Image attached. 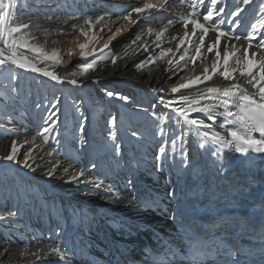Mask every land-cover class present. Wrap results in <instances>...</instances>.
<instances>
[{
  "label": "bare ground",
  "instance_id": "obj_1",
  "mask_svg": "<svg viewBox=\"0 0 264 264\" xmlns=\"http://www.w3.org/2000/svg\"><path fill=\"white\" fill-rule=\"evenodd\" d=\"M87 1L91 2L93 0H82L81 1L82 3L80 2L78 3L85 6V2L87 3ZM119 1L121 2L125 1L126 3L123 5L121 4L117 5V8H118L117 10H112L110 6L106 8H102L103 10H108L106 12H109V14L105 13L104 15L109 16V17L113 15V17L110 19L106 17L107 19L104 20L103 23L100 22V24H95L93 29L89 32L90 36L94 35L97 37V42L93 43L91 46L97 50L96 55L97 56L105 55L110 49L112 55L117 57V63L115 65L111 63V60L107 61L106 63L102 64L96 71H94V73H91L82 79L77 78L81 82L80 86H73L67 83V81L71 79L65 78L62 75V73H60V68L49 69V70L57 72L65 80V83L63 84L52 81V83H54L53 85H57L61 89L60 92H62L63 94L61 97V103L58 105L60 107V112L56 114L55 116L56 118L53 117V119L57 120V126L55 129V132L49 136V143L45 144L42 139H41L42 140L41 143H38L37 141L34 142L35 138L33 136L36 135L38 130L42 129V127L44 126L45 119L52 112L50 108L47 106V104H45L44 102H41L40 100L35 103L34 107L29 108L28 112L26 113V117L22 116L21 114L14 115V118H13L14 122H10L4 125V129L7 132L5 134L6 137L0 139V156L7 154V152L10 150L11 141L13 139L17 140L19 143V142H23L26 137L28 140V144L24 145V147L21 148V153H23L25 149H30L31 145L37 144L36 146L38 148L37 147L35 148L36 149L35 151L37 152L36 164H38L39 167L36 168L35 172H32L31 170L21 168L19 165L14 164L12 162L0 161V165H1L0 166V182L2 180V183L0 186V206H2V204L9 203L10 209L14 210L15 204H18L19 201L21 203L23 202L21 199H18L19 197L18 195L21 196V192H19V186L21 187L22 193L25 196L26 200L35 199L36 195L32 189L34 186V183H29L32 181L30 179L31 177H34L35 179L39 180L40 183H44V187L46 185H52L53 187L61 189V190L62 188L66 189V186L69 185L70 183L69 182L70 176H71L70 171L73 168H77V167L80 168V167L89 165L86 162L90 160V157H91L89 156L88 152H90L91 150L96 151L99 148V147L96 148V145H95L96 143L94 141V138H97L96 131L99 129V127L98 126L95 127V125L99 122V120L102 121V123H105V120L110 121L107 114H110L111 112L114 113L113 117L116 118V123L117 121H120V120L122 121L121 124L119 125L115 124V126H119L118 129L112 127L113 125L111 126L112 124L111 121L110 122L107 121L105 124L106 127L116 132V137L117 135L118 136L121 135V132L119 131H121L122 128H124V130L125 129L131 130L130 128H132L133 125L138 127L137 128L138 131H136L137 133L141 134L139 131H144L142 130V127H143L146 131L145 134H147L149 132L148 131L149 127L147 128V123L145 121V119L147 120V117L140 116L139 112L149 111L146 108V104L150 103V98L147 95H150V91H153V89L163 88L165 92V94L161 93L163 97L169 96L167 94L168 92H170V95L172 94V95L179 97L180 95H190V96L195 95L198 90H201L206 86L225 87L228 85L229 81H225L222 77L218 75L219 78L217 76H214L212 81L205 82L204 84L195 85L190 89H182L181 92L176 93V94H173L171 92V88L173 86H176L179 83H184L186 80H189L193 78L194 76L199 75L202 72L203 68L206 65L210 66L212 62L213 53H209L207 54L208 60L203 61V60L198 59L194 65H189V67L186 70H184L183 72H180L172 80L168 79L171 73L167 71V69L169 68V65L167 64V59L173 58V55H174L175 57L174 62H175V60H178L179 56L182 54L183 47L188 46L186 43L179 50H177V47H176L177 44L179 43V38L183 36V32H184L183 25L180 22L182 21L181 18L184 15H187L191 11L189 5L192 2V0H185L184 3H181V0H168V4L165 5V7L161 9L159 12L155 10L153 11V16L157 17L156 19L146 20L144 18H139L138 23H135V24H130L128 23V21L122 19V16L131 10V6L143 7L145 3L155 4L158 2V0H119ZM238 3H239V6L244 9V11L241 12L240 15L236 18V21L233 23V25H228V27H236L237 32L242 34V37H243V34H246L247 32L251 31V27H250L251 24L256 23V21L260 19L259 7L262 3H264V0H252V3L248 5H244L241 2V0H224L225 11L229 12L233 10ZM96 5L97 7H100L98 6L99 4H96ZM69 9L73 11L71 16L65 17L62 14L59 17L67 18L66 21H70V19L68 18H71L73 19V21H76V20H79L78 17H84V13L81 12L83 8L76 7L75 4H72V5H69ZM27 12L29 11L26 10L25 13L27 14ZM169 18L173 19L174 21L172 25H168ZM133 19H137L135 13H133ZM68 23L70 24V22ZM146 26H150L151 28H153L154 31H159L160 29L167 26L168 31L165 34V38L161 42L160 47H157L156 44L153 43L156 39L155 35L146 34ZM41 27L45 28L46 26L42 25ZM84 27H85V30H88L87 25H84ZM189 27L191 28V26ZM79 28L76 30L72 29L70 31L71 33L68 34V39L65 41L68 43H64L63 45H60L58 47L56 44H53L47 50L51 52L53 49H57L59 50L64 63L68 64L72 62L74 58L80 56L78 45L81 43H85V37L79 34ZM101 29H103V31H101ZM261 33L264 34V29L261 30ZM138 34L141 35L142 37L141 40L137 42V45H132L131 47H128L127 55H125L126 46H128ZM213 36H214V33L210 32L209 36L206 37L205 42L206 43L210 42ZM115 37L117 39L112 44V46H110L108 49H104V52H101L100 49L103 48L105 44L107 45L110 44ZM174 37L176 39H173ZM193 40H195V37H193ZM258 42H259V37H257V40L253 41L254 47L252 49H249L250 57H251L252 52H257V56L255 58L256 60L264 59V51H261L255 47V45ZM232 43H236L237 47H240L242 50L245 47V45L243 46L242 44L247 43V42L246 40L242 38L241 41L239 42L232 41ZM145 44L148 47L147 52L143 50V47L145 46ZM223 45H224V40L222 38L221 48L223 47ZM134 46L136 48H134ZM0 47H2V45H0ZM167 48H172L173 53L169 54L168 57L161 59L160 56H161L162 49H167ZM133 50L135 51L134 54L129 55ZM69 52H72L73 55L69 56ZM150 56L155 61L154 63L149 61L146 63L144 67L140 69H138L135 66L141 61H147L148 57ZM181 63H183V61H181ZM38 66L41 67L39 64ZM18 70H22V69H18ZM22 71L27 72L24 70ZM33 74H36V73H33ZM180 77H183V79H180ZM44 78L47 79L45 80L46 82H51L49 78L47 77H44ZM93 80H97L98 83H93L92 82ZM237 81L242 83L245 87L246 83L244 82V79L239 77L238 75H237ZM248 87H251V86L248 85ZM77 88L80 89V92H76ZM131 90H134V91L131 93ZM146 90H149V91H146ZM107 91H112L113 93L119 94L120 96H126L128 97V100L125 101V100L117 99L116 95H113L110 97L107 95ZM254 91L255 90L252 89V92ZM69 92L71 93V95L75 94V97L77 98L76 101L81 103L80 105H77V103L75 102L72 103L68 99ZM135 93L136 95L134 97L133 94ZM37 104H40L41 107H37L36 106ZM114 105H116L118 108L121 105L120 111H123V112L117 111V108L113 107ZM99 110H102L103 113L108 112L106 114V117L102 114L100 116L101 118L96 116L95 113ZM152 110H153V106H152ZM139 117H141L142 119H140ZM123 121H125V123H123ZM67 122L70 124L71 128L66 126ZM81 123H83V131L80 130ZM144 124L146 125L145 127H144ZM93 126H94V129H93ZM102 136L105 137L103 133L101 134L100 137ZM90 138L92 139L90 140ZM82 140L85 141V143L82 144L81 143ZM122 142H123L122 140H119L116 143L114 142L112 146L107 145V147L113 149V151L115 152H118L119 148L118 149L116 148V144H119V147L121 146L124 147L125 144L124 142L123 143ZM53 145L57 147L58 153L54 154L52 157H49L46 155V153L50 150V148ZM154 147H155L154 144L153 145L150 144L146 152L148 151L151 152V150L154 149ZM170 147L171 146L168 145V149H166L167 153L169 152V150H171ZM192 149H193V152H192L193 154H194V150L196 149L197 151L198 149L199 152H202L205 158H208V154H211L210 152L207 151V149H202L198 146L197 148L194 147ZM155 152L156 154L159 155V152L156 148H155ZM148 154L149 156L144 155L143 157L144 159H140L138 161L140 163L134 166V170L132 168L129 170H122L121 172H119L118 175L116 174V176L107 177L105 181H103V179L102 180L100 179L99 181H102L101 186L107 187L109 186V182L115 183L116 181V183H119V182H122L123 180H131V179L137 180V175H140V174L144 176L146 173L144 174L141 173V167H143L146 164H151L150 157H152L153 155L150 153ZM221 155H224L223 159L225 161L232 160L233 158H236L239 156L238 153H235L230 150H225ZM257 155H259V157L264 161V153H257ZM40 157H43V159L41 160ZM178 158H181L180 155L176 156V159ZM56 161H58L61 166L56 170V174L54 176L48 177L46 175V172L48 171V169L52 168L53 166L52 162H56ZM173 162L174 163L170 165V167L174 166L175 168L173 169L174 174H171V175L172 177L176 179L175 171H176L177 163L175 161ZM2 164L5 166H3ZM36 164H34L33 166L36 167ZM80 165H84V166H80ZM43 166H45L44 169L42 168ZM13 167L17 168V170H21L20 171L21 176L19 177L17 176V178L18 180L20 179L23 181V185H21L19 181H16L15 183H10V184L7 181L6 182L3 181V178L6 177L7 171L10 170L9 168L12 169ZM64 167H69L70 171L68 174H65L63 172ZM185 171L187 172V170L182 168L179 176L182 177V174ZM220 173H221V170H219L216 173L217 175H212L211 180L213 181L216 177H218V174L221 175ZM16 174H17V171H16ZM144 178L146 179L148 177L144 176ZM107 182L108 184L105 185V183ZM174 182L175 184L173 186L176 187L174 190L177 191V194L182 195L183 194L182 185L184 182L177 183L178 179H176ZM188 184H190V180L187 182V187H186L187 193H189L188 197L186 198V202L194 198L192 190L188 188L189 186ZM89 186H93V184ZM70 187L73 188V185H70ZM85 187L86 186L80 187L79 189L80 190L82 189L83 191L84 189H86ZM166 191L168 192L169 190H166ZM170 193L171 192L169 191V194ZM103 199H106L104 202L103 208L112 206L110 205L112 195L104 194L103 198H101V196L98 197L95 195L94 196L92 195L89 198H81L80 200H77L75 204H73L71 209L72 211H78L77 208L80 206V204H84L87 202L90 204V206H92L93 203L95 204V206H97V204L100 205L103 202ZM172 199L174 202H171L170 205L173 206L172 211L175 212L177 208L180 206V204H176L175 195L174 196L172 195ZM90 209H91L90 207H87V208H84V211L89 212ZM3 211H7V210L6 209L1 210L0 208V212H2L5 216L9 215V211L7 212H3ZM31 227L32 226L23 227L19 232L15 233L13 237L15 236L14 238L16 237L18 238V236H24L26 233L28 235V232L29 230H31ZM55 228H56V225H54V229ZM69 229L71 230L72 227H70ZM73 239L78 240L79 238L75 237ZM4 240L6 241V243L0 244V261L4 260L5 258L7 259L8 256L10 258L13 257L12 254H10V249H9L12 244L9 245V241L7 238ZM26 247H28V250H22V246H21L20 247L21 250L19 251L21 255L26 256V258L23 261L25 264H27L26 262L30 261V259L32 258L31 257L32 253L35 254V256H37L36 253H38V244L35 246V248L32 245H26ZM37 257H39V255ZM37 257H34V258H37ZM46 258L48 257L46 256L44 258L42 257V259L43 260L45 259L46 262H48V264L49 263L53 264L49 259H46ZM22 260L23 259H21V261ZM64 262L69 263L70 259L69 260L66 259Z\"/></svg>",
  "mask_w": 264,
  "mask_h": 264
},
{
  "label": "snow or ice",
  "instance_id": "obj_2",
  "mask_svg": "<svg viewBox=\"0 0 264 264\" xmlns=\"http://www.w3.org/2000/svg\"><path fill=\"white\" fill-rule=\"evenodd\" d=\"M185 0H181L184 3ZM244 5L252 3V0H241ZM168 4V0H158L157 3H145L143 7L131 6V10L122 16V19L128 21L130 24L138 23L139 18L156 19L153 16V11L159 12ZM18 7V0H0V73H7L12 79L16 78V73L13 72L9 65L14 66L16 69H22L27 72L38 73L43 77L49 78L51 81L63 84L65 80L55 71L49 70L58 67L62 63V57L57 49L51 52L46 51L44 48L30 43L31 37L24 31L29 28V25L21 23L19 19L14 20L16 16V9ZM191 11L184 15L182 20L183 36L179 38L177 50L187 43V47H183V52L178 60L174 62L173 58L167 59L169 68L167 71L171 73L168 77L172 80L180 72L186 70L189 65H194L199 60H208L209 53H213L211 65H206L199 75L186 80L184 83H179L171 88L173 94L181 92L182 89H190L195 85L204 84L205 82L212 81L214 76L219 75L225 81H229L225 87L206 86L198 90L195 95H180L179 97L173 95L170 99L159 97V103L164 108L170 109V115L166 112L156 114V119L160 125L174 120L177 125H180V148H181V163L187 167L186 161L183 157L187 155L189 137H192L191 143L197 144L202 149H207L212 155L218 159L225 150H230L238 154L247 155L248 153H264V59L256 60L257 52H252L249 56V49L254 47L253 41L259 37V42L255 47L264 51V34L261 30L264 29V3L259 7L260 19L256 23L251 24V31L246 34L238 33L236 27H228L233 25L236 18L244 11L239 3L235 8L229 12L225 11L224 0H192L189 5ZM133 13L136 14L137 19H133ZM104 20L103 16H97L95 21L91 16L84 18L83 24L87 25L88 30L83 26L79 28V34L85 37V43L78 45L81 63L76 65L80 69L79 72L66 71L65 76L70 75L73 79L68 80L67 83L73 86H80L81 82L77 77L86 76L89 71H95L98 64L109 58L111 63H117V57L113 56L110 49L98 59H89L95 57L97 50L91 47L93 43L97 42L96 36H90L89 32L93 29L95 24H100ZM174 23L173 19H168V25ZM191 26V28L189 27ZM238 26V25H237ZM103 31V29H101ZM167 26L154 31L150 26H146L147 35H155L156 39L153 43L157 47L161 46V42L167 33ZM214 33L210 42L206 43V37L209 33ZM195 37V40H193ZM141 35H137L131 43L126 46L125 55H127V48L132 45H137L141 40ZM222 38L224 45L221 48ZM246 40L247 47L242 49L237 47L236 43L241 39ZM173 39H176L175 37ZM107 44L100 49H108ZM191 49V51H190ZM145 52L148 47L145 44L143 47ZM203 50V51H202ZM28 53L33 55L29 56ZM173 53L172 48L162 49L161 59H164ZM73 55L69 52V56ZM155 62L152 57H148L147 61H141L135 66L140 69L146 65L147 62ZM183 61V63H181ZM38 64L45 65L39 67ZM237 75L244 79L247 85H250L254 92H249L246 87L237 81ZM183 79V77H180ZM93 83H98L93 80ZM154 92H164L163 88L153 89ZM108 96L116 95L117 99L128 100L126 96L107 91ZM61 103L60 98H55V102L50 103V108L53 109L51 114L45 119L44 126L38 130L39 135L45 144L49 143V136L55 132L57 120L53 119L58 111L57 105ZM41 107L40 104L36 105ZM155 107V105H153ZM202 114L200 118L194 117L192 114ZM206 121H210L206 122ZM113 127L116 124V118L111 120ZM218 125L219 128L227 130V136L221 135L214 130V126ZM159 127V126H158ZM80 130L83 131V123H81ZM133 136L138 133L133 131ZM258 134V137L257 135ZM160 135L163 137L165 131L160 128ZM110 136L113 141L116 140V132L112 131ZM230 137V138H228ZM85 143V141H81ZM171 144V151L174 153L176 149V138L173 137L169 140H162L161 146L158 149L159 155L157 159H168L166 145ZM28 144L25 137L23 142L15 139L11 141L10 150L6 155L0 156V161H8L19 165L21 168L29 169L32 172L36 171L39 167L36 164L37 157L34 156L35 147L25 149L21 153V148ZM119 148V144H116ZM58 153L56 146H52L46 153L47 156L52 157ZM20 157V158H18ZM42 160L43 157H40ZM52 168L48 169L46 175L52 177L56 174V170L61 166L58 161L52 162ZM36 164V167L33 165ZM92 167L96 165L93 163ZM69 167H64L63 172L68 174ZM83 178V179H81ZM69 182L77 183H90L99 188L102 181L97 179H89L85 175L83 168H79L74 174L70 176ZM108 193H112V187L108 186L106 189ZM174 196V193H170ZM131 203V201L129 202ZM139 203L144 204L145 208H150L151 204L148 201L140 200ZM10 216H16V211L9 212ZM5 215L0 212V220H5ZM51 252L59 257L60 262L66 260L65 251L59 247H54ZM35 255V254H34ZM163 264V261L160 262ZM190 264H199L198 261L192 260ZM232 264H240V261L233 258Z\"/></svg>",
  "mask_w": 264,
  "mask_h": 264
},
{
  "label": "rangeland",
  "instance_id": "obj_3",
  "mask_svg": "<svg viewBox=\"0 0 264 264\" xmlns=\"http://www.w3.org/2000/svg\"><path fill=\"white\" fill-rule=\"evenodd\" d=\"M41 1L42 0H18V7L16 9V16L14 17V20L19 19L21 23L29 25V28L25 29L24 31L29 35V37H31L30 43L36 44V45L44 48L46 51H48L47 49L50 48L53 44H56L58 47L60 45H63L64 43H68V42H65L68 39V34L71 33L70 31L72 29L76 30L81 26L84 27V24H82L84 21V18H81V19L76 20V21H73V19L68 18V19H70V21H66L67 18H61L58 16L59 18L53 20V23H54L53 25H47L45 28H43L41 26H37V25L31 26V24H33L35 22L34 19L37 16L35 13L36 10L33 8V6L38 7L41 4ZM125 3H126L125 1L121 2L119 0H110V2L108 1V6H110L112 10H117L118 9L117 5H120V4L123 5ZM26 10L29 11L28 12L29 14L25 13ZM96 17H97L96 15H93L92 16L93 20L96 19ZM112 17H113V15L110 16L108 19H110ZM49 20L50 19H48L47 21L45 20V23L49 22ZM68 22H70V24ZM180 22L182 23V21H180ZM116 39L117 38L115 37L112 40V42L110 44H108V46L109 47L112 46V44L115 42ZM242 45L243 46L245 45V47H247V43H243ZM134 48H136V47L134 46ZM134 50L129 55L134 54V52L136 51V50L135 51ZM241 53H237V55H240ZM28 55L31 56L33 54L28 53ZM100 56H102V55H98V56L96 55L95 57L90 56L89 59L90 60L91 59H98ZM70 58H72V57H70ZM110 60H111V58H109L103 62H100L98 64L96 70L102 64H104ZM81 62L82 61H81L80 56L74 58V60H72V62H70L68 64L64 63L62 60V63L58 67L53 68V69L60 68V73H62V75L65 78L73 79V77H71L70 75L65 76V72L66 71L79 72L80 69L78 67H76V65L80 64ZM39 65L41 67L45 66L43 64H39ZM9 67H11L13 72L16 73V78L12 79L7 73H0V139L6 137L5 134L7 131H5L4 125L7 123H10V122H14V119H13L14 115L21 114L22 116L26 117V113L28 112L29 108L34 107L35 103L39 100L41 102H44L45 104H47V106L50 108V103L55 102V98H57V97L60 98V101H61V97L63 94L62 92H60L61 89L57 85H53L54 83H52V81L46 82L45 80H47V79L38 75L37 73H36L37 75L33 74L32 72H30V73H32V74H30L28 72H23L22 70H18L14 66L9 65ZM91 73H94V71L90 70L86 76H88ZM86 76H81V77H77V78L82 79ZM217 77L219 78L218 75H217ZM245 87L247 88V90L250 93L252 92V88L248 87L247 84H245ZM76 92H80V89L77 88ZM157 92H156V94H158ZM162 93L165 94V92H162ZM167 94L169 96L163 97V95L159 94V96L156 97L157 100L155 101V107L157 106L158 108H160V104H158L159 103V97L162 96L164 99L172 98L173 95L172 94L170 95V92H168ZM68 99L72 103H74V102L77 103V105L81 104V103L76 101L77 98L75 97V94L71 95L70 92L68 93ZM57 109H58V111L56 112V114L60 112V107L58 105H57ZM161 109L162 110L157 109L156 113H151V114L148 112H142L143 116L147 117V120H148L147 121L145 119L146 123L149 125L148 131H150V133L148 134V136L142 137L141 135H139V133L137 136H133L131 134L132 132L128 131V130L124 131V132H125L126 140H127V143L129 146H138L140 143H143V140H147V137H150V139L153 140L152 142L156 141L154 146L156 147L157 150L161 146L162 140H169L170 141L173 137H175L176 138V144L178 142V144L176 145L177 148L175 149L174 153L172 151L168 153V156L170 158H173L176 154H177L176 156H178L179 155L178 153H181L180 139H179V137H180V125H177L176 122L174 120H172V121H169L168 123H165V124L160 126L159 121L156 119V116H155L156 114H159L161 112H166V113H169L170 115H174V113H171V111L169 109L163 108V106H161ZM50 110L53 111V109H51V108H50ZM111 113H113V112H111ZM109 115H111V114H107V116H109ZM192 115L196 118H200L202 114L194 113ZM206 122L210 123V121H206ZM160 128H163L165 131V135L163 137L160 135ZM219 129H217L214 126V130L219 132L222 135L223 134V132L221 131L222 129H220V130ZM33 137L35 138L34 142L37 141L38 143H41L42 138L39 135L37 136V133ZM257 137H258V135H257ZM189 138H188L189 140H192V137H189ZM95 143H96L95 144L96 148L99 147V152L96 155L91 156L90 160L86 161L88 164H91L93 162H97L100 160L103 161V157H101V153H102L103 148H104L102 145L103 143L98 141V140ZM157 144H158V146H156ZM36 145L35 144L31 145L30 149L33 147L36 148L37 147ZM168 145L171 146L170 143ZM168 145H166V149H168ZM170 149H171V147H170ZM109 152L111 153L109 158H111V159L114 158V153L112 151H109ZM33 154L36 157L37 152L34 151ZM80 166H84V165H80ZM44 167L45 166H43L42 168L44 169ZM77 168L79 169V167H77ZM77 168H73L70 171V174L71 175L74 174L75 171L78 170ZM80 168L84 169V167H80ZM9 169L10 170L7 171L6 177L3 178V181H5V182L7 181L9 184L15 183L16 181H19V183H21V185H23V181L20 179L18 180V178H17V176L19 177L21 175L18 173L16 175H14L12 172V169L11 168H9ZM85 175L89 179H91V176H89L86 172H85ZM1 183H2V180L0 182V186H1ZM70 183H69V185L66 186V189H64V188H62V189L67 192L69 189H71L70 185H73L72 189H74V191L77 192V189H79L80 187H84L87 184V183H77V182H73L71 184ZM19 192H21V200H22V196L24 197V199L22 200L23 202L21 204H22V208L27 211L26 214L29 213L28 209L31 207L32 203L36 202L39 209H42L44 207L43 204H41V203L39 204L40 199L26 200L25 196L22 193L21 188L19 189ZM57 196H59V195L56 194L54 196H51V199L52 198L54 199ZM43 200L47 201L46 198H43ZM23 209L20 208L21 211H23ZM5 217H6L5 220H0V244L6 243V241L4 239L7 238L9 241V245H10L13 243L12 239L17 238V237L14 238L15 236L13 237V235L15 234V230L18 229L20 226H18V224H16L15 221H13L12 219L7 218V216H5ZM24 217H26V215H24ZM11 237H13V238H11ZM37 244H38V253H36V255L37 256L39 255V257L35 256L32 253V255H31L32 258L30 259V261H27L26 263L27 264H48V262H46L45 259L43 260L42 257L44 258L46 256V257H48L46 259H51V258H54L55 255L51 252L49 245L42 244V243H40V244L37 243ZM21 246H22V250H28V247H26V244H23V243L22 244L18 243V245L12 244V246L9 249H10V254H12L13 257L10 258L8 256L7 259L5 258L6 260L5 259L1 260L0 264H12V263L13 264H25L23 261L26 258V256L21 255V253H19V251L21 250L20 249ZM35 246H33V247L35 248ZM46 246L48 247V250H47ZM27 256H28V254H27ZM34 257H37V258H34ZM21 259H23V260L21 261Z\"/></svg>",
  "mask_w": 264,
  "mask_h": 264
}]
</instances>
